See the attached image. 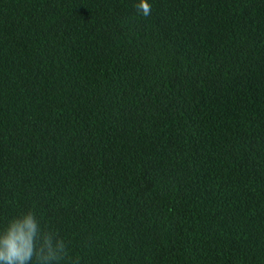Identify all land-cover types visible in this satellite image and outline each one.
<instances>
[{"label": "trees", "instance_id": "obj_1", "mask_svg": "<svg viewBox=\"0 0 264 264\" xmlns=\"http://www.w3.org/2000/svg\"><path fill=\"white\" fill-rule=\"evenodd\" d=\"M138 2L0 0V230L32 211L79 264H264V0Z\"/></svg>", "mask_w": 264, "mask_h": 264}, {"label": "clouds", "instance_id": "obj_2", "mask_svg": "<svg viewBox=\"0 0 264 264\" xmlns=\"http://www.w3.org/2000/svg\"><path fill=\"white\" fill-rule=\"evenodd\" d=\"M135 8L147 17L151 14L148 0H139ZM79 264L72 260L66 241L58 232L42 228L37 216L29 211L13 217L0 230V264Z\"/></svg>", "mask_w": 264, "mask_h": 264}]
</instances>
